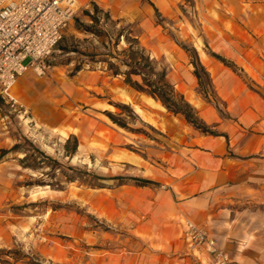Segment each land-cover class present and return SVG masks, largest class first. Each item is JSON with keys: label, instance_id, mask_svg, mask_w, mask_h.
Wrapping results in <instances>:
<instances>
[{"label": "rangeland", "instance_id": "374dc122", "mask_svg": "<svg viewBox=\"0 0 264 264\" xmlns=\"http://www.w3.org/2000/svg\"><path fill=\"white\" fill-rule=\"evenodd\" d=\"M93 2L117 20L98 26L136 35L213 132L103 62L74 70L84 55L59 46L111 47L76 28L90 22L84 10ZM125 45L121 36L117 48ZM194 51L209 73L204 89L193 74ZM45 63L15 81L21 107L0 98V264H200L186 221L217 243L236 244L245 226H264V143L253 150L246 143L254 130L264 140L254 126L256 112L264 125V0H75ZM15 142L23 149H10ZM23 150L33 167L21 164ZM252 160L259 170L249 171ZM245 161L249 170L225 171Z\"/></svg>", "mask_w": 264, "mask_h": 264}, {"label": "built area", "instance_id": "2783aa9c", "mask_svg": "<svg viewBox=\"0 0 264 264\" xmlns=\"http://www.w3.org/2000/svg\"><path fill=\"white\" fill-rule=\"evenodd\" d=\"M74 13L75 0H0V98L9 106H22L12 92L17 77L28 67L43 72ZM186 233L210 264H242L204 226L188 220Z\"/></svg>", "mask_w": 264, "mask_h": 264}, {"label": "trees", "instance_id": "16d2710c", "mask_svg": "<svg viewBox=\"0 0 264 264\" xmlns=\"http://www.w3.org/2000/svg\"><path fill=\"white\" fill-rule=\"evenodd\" d=\"M100 12H102V15H100ZM84 14L87 15L90 22L86 23L80 20L78 21L76 28L84 33L96 35L103 41L110 42L111 47L107 48L106 51H97L95 49L84 50L82 48H77V46H59L62 50L76 51L84 55L76 62L74 66L75 71L81 68L84 61L103 62L106 64V69L110 70L113 75H123L125 82L137 90L143 91L152 96L154 99L159 100L168 110L174 113L182 114L189 123L197 128H200L202 131L213 132L197 115L196 110L184 97L183 93L177 91L172 83L167 79L166 71L156 67L155 59L151 57L148 52H146L136 35L123 33L124 27H120L117 29L116 34L112 36L110 31L99 27L98 25L101 23V19L112 25L116 24L117 20L111 17L108 10H103L95 2H93V11L85 9ZM128 32H131V30H128ZM121 36H123L126 45L118 49L117 46ZM83 40H87V38H83ZM210 54L225 64H228L227 60L222 55L214 51H211ZM192 63L193 74L197 78L199 86L204 89L205 85L210 84V77L208 71L200 62L195 51ZM72 137H74V146L71 148V151H73L77 145L76 137L74 135H72ZM10 149L22 150L23 148L20 147V142H15L12 144ZM10 149L1 148L3 153H6ZM33 150L43 157L50 158V156L44 154L43 151L37 147H33ZM23 151L24 154L20 158L21 164L23 166L33 167L34 165L28 161L31 153L27 150ZM113 177L121 180L131 178L140 184L153 182L150 178L142 176L115 175Z\"/></svg>", "mask_w": 264, "mask_h": 264}, {"label": "crops", "instance_id": "0c3cea01", "mask_svg": "<svg viewBox=\"0 0 264 264\" xmlns=\"http://www.w3.org/2000/svg\"><path fill=\"white\" fill-rule=\"evenodd\" d=\"M20 81L22 84L26 83L24 79H21ZM12 92H13V88H12ZM255 116L259 119L257 123L254 125L256 126V129L260 130V127L264 129V125L261 124L262 122L261 120H263V118L261 119L259 112H256ZM261 142L264 143V140L262 139V134L256 130L252 131L250 137L248 136L246 138V143L252 150L255 148V146L256 147L259 146ZM238 143L240 144L239 140ZM242 144L245 143L242 142ZM253 161L254 160H252L251 163H253L255 167L253 166L252 168H250V170L248 166L245 165V164H249L248 161H245V163L236 162L234 165L228 163L226 164L227 166L225 168V171L227 172V174L237 175L242 171L259 170L260 164L257 162L258 166H256V164ZM244 179L245 178H243V180ZM179 229H181V232L184 236L185 226L179 225ZM242 234H244L243 239L236 244L222 239L218 242V245L228 250L229 253L242 264H264V226H259V227L245 226V231H242ZM187 246L188 248H190L189 245ZM191 248H192L191 249L192 255L197 256L198 260L200 261V264L201 263L210 264L211 257L204 250V248L198 245H192Z\"/></svg>", "mask_w": 264, "mask_h": 264}, {"label": "bare ground", "instance_id": "6f19581e", "mask_svg": "<svg viewBox=\"0 0 264 264\" xmlns=\"http://www.w3.org/2000/svg\"><path fill=\"white\" fill-rule=\"evenodd\" d=\"M72 18H73V16H72ZM72 18H71V19H72ZM71 19H70V20H71ZM70 20H69V22H70ZM28 68H29V67H28ZM32 68H33V67H32ZM33 69H34V68H33ZM35 70H36V69H35ZM19 76H20V75H19ZM19 76H18V77H19ZM18 77H17V78H18ZM16 80H17V79H16Z\"/></svg>", "mask_w": 264, "mask_h": 264}]
</instances>
